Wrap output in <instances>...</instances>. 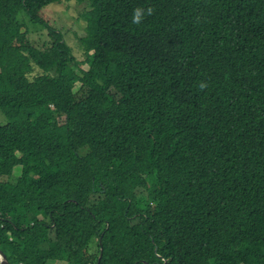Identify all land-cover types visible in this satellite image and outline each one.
I'll use <instances>...</instances> for the list:
<instances>
[{
	"label": "trees",
	"instance_id": "16d2710c",
	"mask_svg": "<svg viewBox=\"0 0 264 264\" xmlns=\"http://www.w3.org/2000/svg\"><path fill=\"white\" fill-rule=\"evenodd\" d=\"M60 1L0 0L10 264H264V0H77L83 61Z\"/></svg>",
	"mask_w": 264,
	"mask_h": 264
},
{
	"label": "rangeland",
	"instance_id": "374dc122",
	"mask_svg": "<svg viewBox=\"0 0 264 264\" xmlns=\"http://www.w3.org/2000/svg\"><path fill=\"white\" fill-rule=\"evenodd\" d=\"M86 3H81L77 0H63L58 3H54L45 9V15L50 21V24L58 29L64 36L67 43L74 49V54L79 61L85 59L84 53L81 50L79 38L86 35L87 21L82 18L86 10ZM21 19L26 23L30 37L32 40L42 41L46 38L45 31L39 32V24L32 23L24 14H21ZM89 65L83 66V69H88ZM77 70V69H76ZM41 71H37V74H41ZM81 87V83H77L74 91H78ZM9 120L5 116L2 109H0V123H7ZM22 167H15L13 174L20 176ZM2 181H7L8 177L0 178ZM53 264H65V263H53Z\"/></svg>",
	"mask_w": 264,
	"mask_h": 264
},
{
	"label": "clouds",
	"instance_id": "9594fccd",
	"mask_svg": "<svg viewBox=\"0 0 264 264\" xmlns=\"http://www.w3.org/2000/svg\"><path fill=\"white\" fill-rule=\"evenodd\" d=\"M154 12H155V9L152 7H148L147 9H145L144 7H137L133 10L132 23L134 25H140L146 16H151L154 14ZM207 86L208 85L205 82H201L199 84V88L201 90L207 88Z\"/></svg>",
	"mask_w": 264,
	"mask_h": 264
},
{
	"label": "water",
	"instance_id": "95a60500",
	"mask_svg": "<svg viewBox=\"0 0 264 264\" xmlns=\"http://www.w3.org/2000/svg\"><path fill=\"white\" fill-rule=\"evenodd\" d=\"M101 257H102V253H101ZM0 264H10L7 255L1 249H0Z\"/></svg>",
	"mask_w": 264,
	"mask_h": 264
},
{
	"label": "bare ground",
	"instance_id": "6f19581e",
	"mask_svg": "<svg viewBox=\"0 0 264 264\" xmlns=\"http://www.w3.org/2000/svg\"><path fill=\"white\" fill-rule=\"evenodd\" d=\"M6 254V253H5Z\"/></svg>",
	"mask_w": 264,
	"mask_h": 264
}]
</instances>
